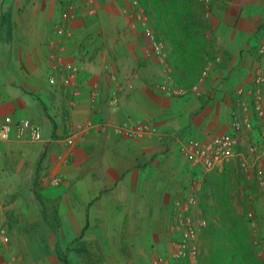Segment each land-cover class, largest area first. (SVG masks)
I'll return each instance as SVG.
<instances>
[{
	"label": "crops",
	"instance_id": "0c3cea01",
	"mask_svg": "<svg viewBox=\"0 0 264 264\" xmlns=\"http://www.w3.org/2000/svg\"><path fill=\"white\" fill-rule=\"evenodd\" d=\"M66 1L0 0V127L10 115L30 119L43 135L42 140L30 134L0 140V202L7 200L14 219L0 264H18L20 252L23 264L34 263L33 241L53 235L81 242L92 264H151L170 246L174 204L194 174L181 143L230 129L236 87L254 70L252 46L256 38L264 40V24L246 7L240 13L220 10L210 23L215 32L206 34L205 56L222 52L224 60L209 74L205 94L167 97L157 87L165 73L147 52L149 39L130 0H92L94 14L82 4L68 22L71 32L60 36L55 22ZM163 22L161 37L182 39ZM173 45L166 44L167 66L180 83ZM70 64L78 67L76 73ZM95 83L102 96L92 103ZM112 90L116 106L109 102ZM90 120L101 124L99 131L78 137L70 147L68 136ZM146 120L163 137L131 139L112 126ZM71 149L68 161L59 157ZM60 172L64 182L53 185ZM53 214L60 219L55 230Z\"/></svg>",
	"mask_w": 264,
	"mask_h": 264
},
{
	"label": "built area",
	"instance_id": "2783aa9c",
	"mask_svg": "<svg viewBox=\"0 0 264 264\" xmlns=\"http://www.w3.org/2000/svg\"><path fill=\"white\" fill-rule=\"evenodd\" d=\"M137 3L135 0L134 4ZM205 3L206 13L210 15L212 9L209 3ZM82 4L89 6V14L96 12L95 7L91 5L92 0H67L55 22V30L58 35L65 36L71 32L68 22L78 16ZM136 10L135 16L138 23L149 39L147 52L158 59L165 73V77L157 86L158 89L167 97L182 98L191 94H205L203 86L213 67L223 62L224 53L220 52L215 57L208 59L196 83L191 86L180 84L168 70V51L164 39L156 33L145 11L143 9ZM252 47L255 50V67L250 73L248 81L236 87L237 104L232 108L230 129L211 135L209 139L205 140L190 136L181 143L182 154L191 163L194 174L185 193L175 201L170 225V246L164 254L157 255L151 264H203L200 237L208 221L197 214V209L201 180L207 173L223 171L230 161L237 160L249 177L256 179L260 185L264 186V40L256 38ZM69 67L71 74L78 71L76 65L70 64ZM111 76L116 79L117 73H113ZM50 81L55 83L56 77L51 75ZM101 96L100 84L95 83L90 93V100L92 103H97ZM109 102L112 106L118 104L115 90H112ZM112 126L119 135L131 139L163 137L159 128L151 120L137 124L112 123ZM100 128V123L90 120L73 131L68 136L67 143L73 147L76 145L78 137L99 131ZM27 134H30L34 140L43 138L41 127L30 119L17 121L8 115L0 127V140L24 138ZM244 141L248 142L247 154L241 152L240 148ZM72 153L73 149L67 153L62 152L59 157L68 161ZM64 180V174L60 172L53 176L51 182L58 186ZM248 214L255 227V232H257L256 216L253 211ZM10 240L9 227L0 218V250Z\"/></svg>",
	"mask_w": 264,
	"mask_h": 264
},
{
	"label": "rangeland",
	"instance_id": "374dc122",
	"mask_svg": "<svg viewBox=\"0 0 264 264\" xmlns=\"http://www.w3.org/2000/svg\"><path fill=\"white\" fill-rule=\"evenodd\" d=\"M134 1L135 0H130V2H132L134 5L135 10L143 9L145 11L151 22V25L154 29L157 30V33L160 36L162 25H164L163 19H165L168 23H170L169 21L172 20L174 22H179L177 14L172 9L168 11L166 8V10H164L163 8V13L160 14L159 7L156 5V2L154 0H151L149 11L144 8L140 0H137L138 3L136 5L134 4ZM205 2L209 3V5L211 6L212 10L210 15H207L205 11ZM196 3L197 4L195 5V7L201 9L200 12L204 14L203 17L207 23V28L204 32H207L208 34L215 32V27H213V24L211 25L210 23H213L212 21H217L219 11L223 9L227 10L230 7H232L235 11H238V13L241 12L242 8L246 7V9L248 8V11L251 10L250 12L254 13V15L257 17L256 20L258 22L264 24V0H196ZM165 11L166 15L164 14ZM160 27L161 29H159ZM176 27V30L180 32V36L182 37V45H186L189 41L187 39V35L183 34L184 30L182 26L177 25ZM168 32L170 33V31ZM165 35L166 34H164L162 37L165 43H171L170 38L165 39ZM145 39L148 42L147 35H145ZM176 57L177 56L175 54L174 62H176ZM241 146L243 148L241 149V152L247 154V143H244ZM224 173H226V176L224 175ZM224 183L226 185L225 187H227V191L230 192V198L237 213L246 214L251 239L260 256L264 257V186L260 185L256 181V179L249 177L247 172L241 167L239 161L232 160L227 164L224 172H212L211 174L206 176L204 184L201 185L202 191L199 198L197 214L206 218L208 221V224L203 229L200 237L203 264H210L207 259L208 247L206 238L204 237V232L209 227L211 219H214L217 223L219 222V218H215L212 211L214 210L215 205L219 202L222 195L226 193V188L222 187ZM6 201L7 200H5L4 202H0V218L10 228L9 230H11L14 219L12 215H10L11 212L7 207L8 203ZM205 206L209 208L208 212L205 211ZM250 211H253L256 216L257 232H255V227L253 226L251 218L248 214ZM80 244L81 242L79 243L74 241L68 243V241H66L63 236H61L59 239H56L54 238V235L50 240H47L46 238L44 240H38L37 242L33 241V249L35 252L34 255L37 257H35L36 261L34 263L30 261L31 263L29 264H64V262L59 259L57 249L66 251L72 264H92L91 262H86V258L88 260H90L91 258L90 256L85 255H90V250L87 248L85 249L84 247H80ZM56 245L57 247H54ZM41 250H43V256L40 255ZM85 250L87 251L86 253ZM18 255L19 262L17 261V263L23 264V260H25L24 253L20 252Z\"/></svg>",
	"mask_w": 264,
	"mask_h": 264
},
{
	"label": "trees",
	"instance_id": "16d2710c",
	"mask_svg": "<svg viewBox=\"0 0 264 264\" xmlns=\"http://www.w3.org/2000/svg\"><path fill=\"white\" fill-rule=\"evenodd\" d=\"M154 1L159 7L160 14L163 13V8L168 11L172 9L177 14L179 22H174L175 27H173L172 23H168L167 30L171 33L175 31L178 35L180 32L176 30V26L181 25L184 30L183 34L188 37L189 42L186 45H182V39H170V42L175 46L173 48L177 56L176 62L180 69L179 73L177 72L178 75L176 72L174 73L175 77L183 85L191 86L198 81L200 73L208 59L216 55L209 54L208 57L205 56L207 53V32L205 33L204 31L207 28V23L203 17L204 14L200 12L201 9L195 7L197 4L196 0ZM140 2L149 11L151 0H140ZM164 14L166 15V11ZM155 31L157 33L156 29ZM235 103L236 100L234 106ZM224 170L221 172H224ZM224 175L226 176V173ZM225 186L224 183L222 187L226 188V193L222 195L212 211L213 216L219 218V222L217 223L214 219H211L209 227L204 232L208 247L207 259L210 264H264V257L260 256L251 239L246 214L237 213L231 201L230 192L227 191V187ZM205 207V211L208 212L209 208ZM50 218V223L55 230L60 223L59 216L58 214H53ZM84 233L85 230L82 231L81 236ZM57 253L59 259L65 264H72L66 251L57 249Z\"/></svg>",
	"mask_w": 264,
	"mask_h": 264
}]
</instances>
